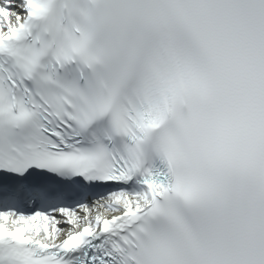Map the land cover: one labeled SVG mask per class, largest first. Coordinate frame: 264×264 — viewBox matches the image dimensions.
Instances as JSON below:
<instances>
[{
    "label": "snow or ice",
    "instance_id": "snow-or-ice-1",
    "mask_svg": "<svg viewBox=\"0 0 264 264\" xmlns=\"http://www.w3.org/2000/svg\"><path fill=\"white\" fill-rule=\"evenodd\" d=\"M0 264H264V0H0Z\"/></svg>",
    "mask_w": 264,
    "mask_h": 264
}]
</instances>
